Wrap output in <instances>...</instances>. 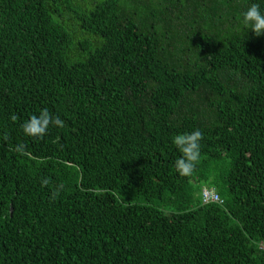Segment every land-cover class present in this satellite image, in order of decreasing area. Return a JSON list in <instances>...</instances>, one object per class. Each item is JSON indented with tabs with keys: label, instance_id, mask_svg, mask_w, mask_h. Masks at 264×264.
Instances as JSON below:
<instances>
[{
	"label": "trees",
	"instance_id": "1",
	"mask_svg": "<svg viewBox=\"0 0 264 264\" xmlns=\"http://www.w3.org/2000/svg\"><path fill=\"white\" fill-rule=\"evenodd\" d=\"M252 2L0 0V264H264ZM43 107L63 127L26 136ZM197 128L180 176L172 137Z\"/></svg>",
	"mask_w": 264,
	"mask_h": 264
},
{
	"label": "clouds",
	"instance_id": "2",
	"mask_svg": "<svg viewBox=\"0 0 264 264\" xmlns=\"http://www.w3.org/2000/svg\"><path fill=\"white\" fill-rule=\"evenodd\" d=\"M241 23L244 28L251 30L255 36L264 34V12L260 10L258 3L252 2L241 12ZM13 121L19 117L13 114L10 117ZM63 120L54 116L47 107L39 110L38 114L29 116L20 125L23 133L29 137L42 139L48 131L49 126L63 127ZM203 139V133L200 129H194L191 132L177 133L172 137V144L179 152V157L174 162V169L180 176H189L195 170L201 159L200 141ZM42 186L49 183L48 178L41 179ZM64 184H58L52 190L51 199L55 200L64 189Z\"/></svg>",
	"mask_w": 264,
	"mask_h": 264
},
{
	"label": "built area",
	"instance_id": "3",
	"mask_svg": "<svg viewBox=\"0 0 264 264\" xmlns=\"http://www.w3.org/2000/svg\"><path fill=\"white\" fill-rule=\"evenodd\" d=\"M203 198H204V201L217 199V197L213 195L212 192L209 190H203Z\"/></svg>",
	"mask_w": 264,
	"mask_h": 264
},
{
	"label": "bare ground",
	"instance_id": "4",
	"mask_svg": "<svg viewBox=\"0 0 264 264\" xmlns=\"http://www.w3.org/2000/svg\"><path fill=\"white\" fill-rule=\"evenodd\" d=\"M260 248H264V245H263V244H261Z\"/></svg>",
	"mask_w": 264,
	"mask_h": 264
}]
</instances>
